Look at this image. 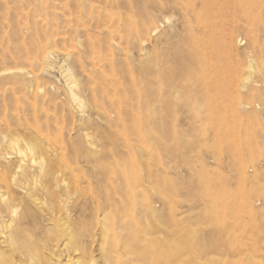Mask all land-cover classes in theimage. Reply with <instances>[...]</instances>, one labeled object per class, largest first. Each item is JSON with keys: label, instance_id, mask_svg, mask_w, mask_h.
Listing matches in <instances>:
<instances>
[{"label": "rangeland", "instance_id": "rangeland-1", "mask_svg": "<svg viewBox=\"0 0 264 264\" xmlns=\"http://www.w3.org/2000/svg\"><path fill=\"white\" fill-rule=\"evenodd\" d=\"M0 143V264H264V0H0Z\"/></svg>", "mask_w": 264, "mask_h": 264}, {"label": "bare ground", "instance_id": "bare-ground-1", "mask_svg": "<svg viewBox=\"0 0 264 264\" xmlns=\"http://www.w3.org/2000/svg\"><path fill=\"white\" fill-rule=\"evenodd\" d=\"M154 32H155V30H154ZM76 98V97H75ZM76 100V99H75ZM74 100V101H75ZM37 132H41V131H39L38 130V127L35 129ZM14 145H16V143H12L11 142V144L9 145V147H13ZM0 146H1V143H0ZM3 146V145H2ZM4 147V146H3ZM23 153V152H22ZM24 153H26V152H24ZM23 153V154H24ZM19 154H21V153H19ZM23 154H22V156H23ZM10 156V155H9ZM26 156V155H25ZM24 157V156H23ZM22 158V157H21ZM20 158V159H21ZM24 158H26V157H24ZM23 158V159H24ZM29 158V157H28ZM28 158H26V159H28ZM18 159V158H17ZM25 159V160H26ZM19 161V160H18ZM22 162H24L23 160H22ZM19 163L20 162H18V165H19ZM25 163H28L27 161L26 162H24L23 164H24V166H25ZM21 165V164H20ZM19 165V167L18 168H21L22 167V165L20 166ZM0 187H7V183H8V177H9V175H11L12 174V170L11 169H8V168H6V167H4L3 165H2V162L0 161ZM14 170V169H13ZM24 175V174H23ZM11 178V177H10ZM2 198V196L0 197V217H1V214L4 212V211H9V210H12V211H14V209L16 210V205L14 204V200L12 199V201H9L8 200V198H7V202H4L5 200H3V199H1ZM11 213H13V212H11ZM16 215V214H15ZM16 216H18V215H16ZM15 219V218H14ZM17 219L18 218H16V220L15 221H17ZM14 221V222H15ZM0 223H1V221H0ZM17 224V223H16ZM2 256V253H0V259L2 258L1 257ZM4 256V255H3ZM6 260V259H5ZM3 261H4V259H3ZM7 261V260H6Z\"/></svg>", "mask_w": 264, "mask_h": 264}]
</instances>
